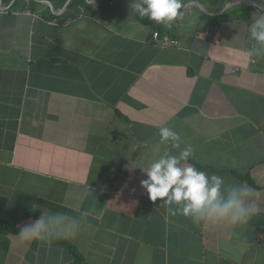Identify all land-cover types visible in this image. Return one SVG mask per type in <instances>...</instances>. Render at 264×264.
Returning a JSON list of instances; mask_svg holds the SVG:
<instances>
[{
	"label": "crops",
	"instance_id": "obj_1",
	"mask_svg": "<svg viewBox=\"0 0 264 264\" xmlns=\"http://www.w3.org/2000/svg\"><path fill=\"white\" fill-rule=\"evenodd\" d=\"M135 2L0 0V264H264V0H182L168 25ZM189 145L246 224L150 199V165ZM57 214L74 237L19 241Z\"/></svg>",
	"mask_w": 264,
	"mask_h": 264
},
{
	"label": "clouds",
	"instance_id": "obj_2",
	"mask_svg": "<svg viewBox=\"0 0 264 264\" xmlns=\"http://www.w3.org/2000/svg\"><path fill=\"white\" fill-rule=\"evenodd\" d=\"M133 10L141 17H148L157 23L170 24L180 15L184 8L182 0H136ZM254 20L250 25L251 37L260 45H264V13L253 14ZM163 141H179L178 132L164 126L159 129ZM178 147L179 145H174ZM193 153L189 145L179 157H161L152 163L147 170L148 180L142 181L152 201L160 199L165 205L183 204V215L196 218L205 217L212 220L229 218L234 225L246 224L258 211L253 206H245L244 200L236 192L227 199L221 195L222 179L213 175L211 182L205 172L198 171L192 166L181 167V161ZM167 198V199H165ZM55 226L58 239L74 237L76 221L62 214L55 217L42 215L35 223L20 229L18 238L21 243L37 241L43 238L49 225Z\"/></svg>",
	"mask_w": 264,
	"mask_h": 264
},
{
	"label": "built area",
	"instance_id": "obj_3",
	"mask_svg": "<svg viewBox=\"0 0 264 264\" xmlns=\"http://www.w3.org/2000/svg\"><path fill=\"white\" fill-rule=\"evenodd\" d=\"M154 38L156 41H158L159 43H161L165 47H167V46H179L181 44L179 40L171 39L169 37H162L161 33L159 31H156L154 33Z\"/></svg>",
	"mask_w": 264,
	"mask_h": 264
},
{
	"label": "trees",
	"instance_id": "obj_4",
	"mask_svg": "<svg viewBox=\"0 0 264 264\" xmlns=\"http://www.w3.org/2000/svg\"><path fill=\"white\" fill-rule=\"evenodd\" d=\"M48 230L50 229L48 228ZM50 233L52 237H54V233L51 231ZM74 254H75V264H87L84 260V257L77 250H74Z\"/></svg>",
	"mask_w": 264,
	"mask_h": 264
}]
</instances>
